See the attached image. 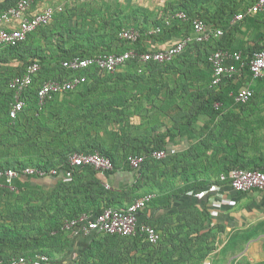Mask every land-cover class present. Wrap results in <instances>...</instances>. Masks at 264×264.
I'll list each match as a JSON object with an SVG mask.
<instances>
[{
	"label": "trees",
	"instance_id": "1",
	"mask_svg": "<svg viewBox=\"0 0 264 264\" xmlns=\"http://www.w3.org/2000/svg\"><path fill=\"white\" fill-rule=\"evenodd\" d=\"M19 1L20 0H0V15L16 6ZM36 1L38 0H34V3ZM257 1L258 0H213V3L208 1V4L202 6L200 10H189L187 6H181L177 9H173L172 13L174 16L171 20H166L164 17L153 22V24L149 26H144L143 29H141V26L133 25V20L125 24L123 19L117 18L116 20L119 21L120 26L114 40H107L99 33V28L96 27L98 22L97 16L105 17L103 11L92 15H83V21L89 19L91 23L88 30L80 32L68 25L64 7V10L57 13L52 20V22L56 21L57 23L55 28H50L52 25L51 22L30 33L27 40L23 43L15 47L0 49V114L4 115L5 118L3 120L0 119V122L2 124H8L9 122L17 123L23 114L32 111H35L40 116L44 114L53 103L54 99L59 95H56L50 100L46 106L40 108L38 91L47 81H63L70 78L71 72L67 71L62 66L64 61L73 59L74 57H92L97 54H118L128 50H135L138 53L146 52L141 49L140 46L144 41L153 39L158 42H164L175 36H178L180 39L185 36H190L193 34V21L199 19L212 26L213 30L220 29L226 31V29H229L227 39L222 44H217V46L212 47L210 53L203 58L204 60L202 59L208 67V70L204 72L206 77L201 75L203 69H200L199 72H195V70L199 69L198 61L201 60V58H197L193 62L190 61L187 70L185 71L183 68L184 71L179 72L187 78H189V75L192 77L195 76L198 80L197 82L203 81V86L212 89L211 92L205 95V97L208 96L209 99L206 104L199 106L198 112L205 113L210 118V122L215 123V119L223 112L221 109L228 107L230 103L234 102L235 96L241 90L242 82H235L238 77L237 75L235 78L224 80L218 86H213V71L209 62V56L217 50L242 52L245 64L242 66L241 63H238V67L241 68V71H245L251 78H254L248 63L253 58L254 54L261 51L264 47V11L255 15L247 14L245 18L240 21V25H236L235 23L237 21L234 20L238 14L247 13L249 8L257 3ZM238 5H241V11L238 10ZM181 12L186 13L189 19L184 21L177 18L176 15ZM244 27L247 29L246 31H248L247 34L249 37L254 34L258 35L257 38H260V40H262L261 42H263L262 46L256 48L250 45L249 41L246 42L236 39V32L240 34L246 33L243 30ZM157 28L160 29L159 33L149 34L151 30ZM123 29H137L141 32L142 38L135 45H130L128 42L119 38V33ZM215 39L216 38H212L210 42L204 44L195 43V45L197 47H204L211 44ZM185 52L176 57L171 63L149 64L146 69H150L152 72L155 71V67H157V70H161L162 72L164 67L167 68L180 63L182 67V65H186V62H184L185 56H183ZM53 61H57L58 69L54 67ZM33 64H39L40 70L35 76L33 84L24 93L25 107L16 118H11L10 110L14 103L15 93L10 89L9 82L12 78L23 75L26 69ZM133 66L138 68L137 63H133ZM81 74L88 78L86 84L74 92L65 94L64 97L71 96L79 101H83L85 98H90L92 100L86 101L80 108L74 107L69 109L68 106H61L57 112L59 118L55 127H52L54 132H58V141L55 145L62 148V150H69L68 154L63 159L62 168L71 170L74 173L76 171H88L93 175L100 173V171L92 166H73L71 164V158L75 154L99 153L112 160L114 164L113 171L103 173L109 177L113 175L117 169L114 159L115 151H118L120 146L127 144L130 150H127L123 154L127 164L126 169L132 170L128 162L129 156H146V161L142 168L137 172L132 170L138 175V181L145 177L147 169L149 168L153 169V171H157V174L160 175L158 183H156L154 187L147 189L146 192L139 197L155 194L156 198L152 202L153 208L155 206H170L173 199L207 187V183L179 184L173 181L175 180L173 176H176L177 179V175L179 174L177 168L179 159L176 153L170 154L169 152L168 156L162 160H156L151 156L154 151L164 150L166 148L165 141L168 137L173 139L180 132H193L195 122L197 121L196 113L182 119L174 117L168 122L170 124L157 118L155 121H152V125L154 126H152L145 135L131 137L129 140L127 139V141H129V143H127L126 135L130 134V130L120 128L121 121L119 118L117 119V115L113 112L114 102L93 101L96 91L100 92V95L95 96L98 98H101V96L108 97L109 94H106V92L102 94V90L99 88L100 86L94 85L102 81L90 82V78L93 77V79L97 81L99 75H110L111 79L112 74H100L95 69L81 72ZM9 75L13 76L8 79ZM150 81L154 83V81L157 80L153 79ZM154 84H156V82ZM157 84H159V81ZM93 85L94 87H92ZM252 90L254 92L253 97H255L256 91L255 89ZM257 93L260 94L259 92ZM168 100L171 105L174 103L173 99ZM218 103L222 104L221 109L216 108V104ZM155 123L157 127H155ZM45 128L47 129L48 126H45ZM89 137L91 140L88 142L87 139H89ZM109 140L111 141L110 143H108ZM165 160L169 161L171 168H168L167 165L169 164H166V167L165 165H161ZM27 167L38 168L45 171L56 169L58 174L61 170L51 161L31 163L27 166L23 164L16 167L11 165H0V170L6 171L8 169H15L21 171ZM238 169L264 171V169L258 167L240 166ZM58 174L55 176H58ZM49 177L53 176L44 178ZM32 178L37 177L28 176L14 180V189L7 187L5 180L0 181V193H3V196H0V264H10L13 259L21 256L32 259L37 254L45 255L49 258L48 262L42 264H53L54 262L51 261L53 253L58 249L63 251L66 256L70 255L72 252L71 238L66 236L69 230L64 229L66 221L76 220L84 215L95 216L97 215V211L100 213L105 208L122 210L113 206L110 202H102L98 199H91L88 201L90 197L84 195L79 197V195L75 194V190L61 193V195H59L58 191L51 195L43 194L38 186L32 184L30 180ZM162 180L164 181L162 182ZM102 190L106 193L105 188H102ZM25 193L28 195V198L24 201L21 200V195ZM28 200H39L41 203L39 205L29 204ZM131 204H129V206ZM139 220L140 222H148L155 226L161 233L159 226H156L151 220H145L143 217H140ZM188 235L189 236L186 238L187 240L193 237L190 233H188ZM163 238V234L161 233V240L157 245L163 241ZM93 239V242L88 248L76 257L74 264H151L149 261L154 257L150 260H142L135 255L130 257V254L133 253L132 251H137L141 244H146L151 247L157 246L150 245L139 235L136 237L124 238L115 235L94 233ZM129 239H131L133 247L128 250L129 252H123L115 248L104 250L100 244H96V242H128ZM202 256L204 255L202 254ZM127 258H136L140 263L134 262V260L132 263L130 260L125 262ZM163 258L171 259L173 256L165 255ZM57 262H55V264H59Z\"/></svg>",
	"mask_w": 264,
	"mask_h": 264
},
{
	"label": "crops",
	"instance_id": "2",
	"mask_svg": "<svg viewBox=\"0 0 264 264\" xmlns=\"http://www.w3.org/2000/svg\"><path fill=\"white\" fill-rule=\"evenodd\" d=\"M45 1H36L30 13L36 14L47 6L60 4L57 0L46 4ZM173 16L171 12L165 19L171 20ZM118 18L123 19L125 24L129 23L125 16ZM248 36L247 34V39ZM173 39L177 42L180 38L175 36L164 42L152 39L144 41L140 46L144 51L167 47L175 43L171 42ZM132 66L133 64H129L118 69L115 73L119 72L121 76L116 74V78L119 76L122 79L131 78L134 72L138 76L145 74L146 79L148 74V78L151 77V70L146 69L148 66L144 67L142 73H139L136 67L133 69ZM117 81L118 79L113 83H95L94 85L100 86L102 94L106 92L109 96H101V98L94 96L93 101L114 102L113 112L121 121L120 128L130 130V134L126 135V141L137 135H145L154 126L152 121L157 118L168 123L174 117L182 119L194 113L197 116L193 132H180L173 139L168 137L165 141V150L175 151L179 159L177 167L179 174L177 179L173 176L174 182L207 183L208 185L201 190L173 199L170 206L154 207L150 220L159 226L163 237L166 234L174 236L178 232L191 233L195 236L200 234V237L204 238L212 232L225 233L229 235L230 240L223 242L218 251L213 253L207 254L209 245L213 243L203 238V241L198 244L200 257L195 258L193 263L264 264V191L252 190L239 193L235 192L228 183L220 180V176L227 174L232 168L243 166L264 169V76L255 79L245 71L239 72L235 82H242L241 89H255L256 96L243 105L234 100L228 107L221 109L222 104H216V108H220L223 112L215 119V123L210 122V118L205 113L198 112L199 106L206 104L208 96L194 100L193 106L187 110L190 103L185 99L182 102L175 99L171 105L164 96L155 98L153 90L159 84L156 86L149 79ZM171 85L175 87L177 84ZM114 89L116 92L110 95ZM75 99L71 96L59 95L41 116L32 111L23 114L17 123L2 124L0 122V165L16 167L37 162H54L61 169L58 176L30 179L43 194L51 195L58 191L61 195V193L75 190V194L79 197L82 195L90 197L88 201L98 199L124 209L143 195L147 189L154 187L160 175L149 168L145 177L138 181V175L126 169L127 164L123 154L130 150L127 144L115 151L114 159L117 169L109 177L101 172L93 175L88 171L74 173L62 168L63 159L69 150H62L55 145L58 141V132H54L52 127L56 125L59 118L57 112L61 106H68L69 109L80 108L86 101L92 100L90 98H85L83 101ZM0 119H5L4 115L0 114ZM45 126L48 128L46 129ZM87 140L89 142L90 137ZM110 142L109 140L108 143ZM102 188L106 189V193ZM27 198L26 193L21 195V200L25 201ZM28 202L34 205L41 203L39 200H28ZM98 213L99 211L96 212ZM66 236L71 237L72 252L70 254L77 256L82 254L94 240V233L86 234L75 229L69 230ZM96 244H100L104 250L115 248L124 252L128 244L129 246L131 244L130 248H133L130 241L96 242ZM174 259V257L165 258L163 262L170 264L169 262ZM133 260L140 263L136 258H131V263ZM151 261L157 260L153 258Z\"/></svg>",
	"mask_w": 264,
	"mask_h": 264
},
{
	"label": "built area",
	"instance_id": "3",
	"mask_svg": "<svg viewBox=\"0 0 264 264\" xmlns=\"http://www.w3.org/2000/svg\"><path fill=\"white\" fill-rule=\"evenodd\" d=\"M73 0H66L72 2ZM34 0H20L16 6L0 15V49L5 47H15L27 40L28 35L42 26L50 24L57 13L64 10V5H50L36 14L30 13ZM264 11V0H258L247 13L238 14L234 21H241L247 14L255 15ZM181 20H188L186 13L181 12L176 15ZM169 22V21H167ZM193 34L179 39L172 45L148 50L138 53L135 50H128L118 54H97L92 57L81 58L74 57L62 63L63 68L71 72L67 80H50L45 82L38 91V100L40 108L46 106L56 95H65L78 90L86 84L88 78L81 72L87 70H96L100 74H113L118 69L137 63L138 72L142 73L144 67L149 64L171 63L176 57L181 55L193 43L204 44L211 41L212 38H221L223 31L213 30L203 20L193 21ZM160 29L151 30L149 34H157ZM119 38L130 45H135L142 34L137 29H123L119 33ZM209 62L212 66V85L218 86L226 79L235 78L241 68L238 63L244 66V56L242 52H230L217 50L209 56ZM249 69L255 79L264 76V47L256 52L248 63ZM40 70L39 64L29 66L21 76L12 78L9 87L15 93L14 103L10 110V117L16 118L25 107L24 93L33 84L34 78ZM254 96L253 90L249 88L241 89L235 96L238 104H247ZM170 151V154H175ZM169 154L167 150H157L152 153L156 160H162ZM146 161V156L128 157V162L132 170L139 171ZM73 166H92L101 173L114 170L112 160L99 153L94 154H75L71 158ZM58 174L56 169L45 171L38 168L27 167L21 171L8 169L0 170V181L5 180L6 186L14 189L13 182L16 179L28 176L44 178ZM222 182L228 183L235 192L245 193L252 190L264 191V171L248 169H232L227 174L220 176ZM156 198L155 194H148L137 199L126 209L105 208L95 216L84 215L76 220L65 222L64 229L81 230L86 234L100 233L106 235H115L124 238L141 236L150 245H157L161 240V233L155 226L148 222H140L139 218L145 220L152 218V202ZM49 261L45 255L37 254L32 259L24 256L15 258L10 264H42Z\"/></svg>",
	"mask_w": 264,
	"mask_h": 264
},
{
	"label": "rangeland",
	"instance_id": "4",
	"mask_svg": "<svg viewBox=\"0 0 264 264\" xmlns=\"http://www.w3.org/2000/svg\"><path fill=\"white\" fill-rule=\"evenodd\" d=\"M51 1L52 0H46L45 4ZM57 1L65 7L68 25L74 29H77L80 32L88 30V28H90L91 23L89 19L83 21V15H92L103 11L105 17L97 16L98 22L96 27L99 28V33L102 34L107 40H114L116 38L115 36L116 33H118V29L120 26L119 21L116 20L118 17L125 16V19L128 20V22L133 20V23L135 25L143 27L144 25L153 24V22L166 17V15L173 12V9H177L181 6H187L189 10H200L202 6L208 4V1L213 3V0H73L72 3L68 4L64 3L66 0ZM237 8L239 11H241L242 7L241 5H238ZM235 24L240 25L241 23L240 21H237ZM56 25V21H53L50 28H55ZM243 30L244 32H246L245 34H240L238 32L235 33L237 40H244L246 42L249 41L250 45L256 48L262 46L263 42H261L262 40H260V38H257V34L252 35V38L248 36L247 39L246 34L248 31H246L247 29L245 27L243 28ZM223 32L224 36L219 39L216 38L209 45H206L204 47H197L195 43H193V45L188 47V49L183 55L185 56L184 62H186V65H182L181 67L180 63L175 66L172 65L167 68L164 67L162 69V72L161 70H157L158 68L155 67V71L150 72L151 77L148 78L149 74L147 76V79L149 80H157L154 81V83L156 82V86L158 85L157 83L159 81V86H157V88L153 90L154 97L161 98L164 96V98L167 99H177L179 102H182L185 99L188 103H190V105H188V110H190V108L193 106L194 100L198 99L199 97H203L207 93L211 92L212 89H207V87L203 86V81L197 82L198 80L195 78V76L192 77L191 75H189V78H187L179 72L184 71V69L186 71L187 66L190 64V61L193 62L197 58H201V60L198 61L199 69L195 70V72H199L200 69H203L201 75L203 77H206V74L204 72L208 70V67L207 64L203 62V58H205L207 54L210 53L212 47L217 46V44H222L227 39L229 29H226V31ZM171 42H175V39H173ZM53 63L54 67L58 69L57 61H53ZM133 67L134 66H132V68ZM116 74H119L121 76L119 72L112 74L111 79L110 75H99L97 81L92 77L90 78V82L102 81L113 83V81H115L116 79H118L117 82H120L121 80H147L145 74L138 76L136 72L133 73V76L131 78L123 79L120 76L119 78H116ZM11 76L13 75H9L8 79H10ZM173 83H176L177 85L174 87V85H171ZM115 92V89L112 90V93L110 95H113ZM99 93L100 92L96 91L94 95L98 96L100 95ZM155 127H157L156 123ZM166 164H169L168 160L162 162L161 165H165L166 167ZM167 166L169 168L171 164ZM0 196L2 197L3 193H0ZM175 234L176 235L174 236H169L168 234H166V236L164 235L165 237L163 238V241L155 247H151L146 244H141L137 251H132L133 253L130 254V257H132V255H135L138 256L137 258L140 257L142 260H150L152 259V257H154L157 261H149L151 264H164L163 257H165V255H172L175 259L174 261L169 262L170 264H192L193 262H195V258L200 257V249H198V244L203 241L204 237H200V234L195 236L190 233L193 237L187 240L186 238L187 236H189L187 233L178 232ZM204 239L213 243V245H209V248L206 251L207 254L208 252L213 253L215 251H218L219 247L223 242H225L226 240H230L229 235L219 232H212L207 235ZM128 241L132 243L131 239H129ZM130 246L128 244L125 247L124 252H127L130 249ZM67 256L64 255L63 251L58 249L53 253L51 261L54 262L53 264H55V262L57 261H59L57 262L59 264H74L77 255L70 254ZM181 258H185L186 260H183ZM130 259L131 258H127V260Z\"/></svg>",
	"mask_w": 264,
	"mask_h": 264
}]
</instances>
